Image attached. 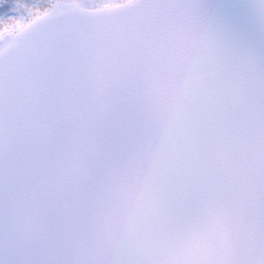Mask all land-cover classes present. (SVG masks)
Here are the masks:
<instances>
[{
	"label": "snow or ice",
	"instance_id": "6c2138e0",
	"mask_svg": "<svg viewBox=\"0 0 264 264\" xmlns=\"http://www.w3.org/2000/svg\"><path fill=\"white\" fill-rule=\"evenodd\" d=\"M0 264H264V0H0Z\"/></svg>",
	"mask_w": 264,
	"mask_h": 264
}]
</instances>
